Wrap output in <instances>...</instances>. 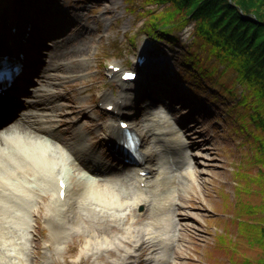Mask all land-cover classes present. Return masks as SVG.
Returning <instances> with one entry per match:
<instances>
[{"label": "rangeland", "instance_id": "rangeland-1", "mask_svg": "<svg viewBox=\"0 0 264 264\" xmlns=\"http://www.w3.org/2000/svg\"><path fill=\"white\" fill-rule=\"evenodd\" d=\"M132 2L134 4L127 7L128 3L124 0H37L36 3L31 0H0V22L4 14L10 13L13 18L9 20L17 19L16 25L30 19L34 23L33 27L37 29L48 25L47 33L57 32L52 37L45 36V31L36 36L32 33L26 36L30 61L36 60L39 43L49 45L48 49H41L43 55L40 59L45 61H35V69L39 70V74L35 78L36 82L34 80V85L37 86L33 92H53L54 97L47 101L45 100L48 97L44 95L41 109L45 106V110L50 108L59 112L58 124L63 132L70 130L68 125L75 119L76 124L82 127L85 138L90 139L92 146L110 159L113 156L104 143L106 139L103 135L111 115L100 108L102 105L98 100L104 92L112 91L113 101L114 96H118L120 82L105 76L104 65L107 61H115L130 68L137 49L144 46L143 50L153 56L154 61L145 63L139 69L142 73L140 83L130 82L131 99L122 113L134 117L142 128L148 107H165L185 136L187 153L191 155L190 164L194 172L190 188L186 187V191L181 194L176 192V198L181 202L180 211L189 213V216L180 214L182 224L178 226L176 221L172 225V228L177 226L178 231L174 237V245L167 252L168 264H228V256L235 252L229 245H222V240L226 241L228 236L234 234L230 222V205L234 197L233 169L241 163L246 144L239 143L240 137L235 136L232 131L229 132L230 135L227 134L223 120L218 118L219 111H222L220 105L216 108L211 105L200 107V94L180 85V77L173 76L179 64V49L175 46L170 48L164 41L158 43L154 40L153 45V40H149L140 30L144 16L135 7L143 3L141 0ZM34 6L37 9L31 13ZM146 6L148 8L153 5H145V8ZM42 9L45 11L42 12ZM52 22H55L56 27ZM191 26L190 22L175 32L182 44L191 38ZM3 32L0 27L1 37ZM129 36H132L131 40ZM0 41L3 42V39ZM50 60L54 63L47 71L45 64H49ZM167 72L171 75H167ZM44 75L47 78L44 79ZM235 86L239 88L237 83ZM69 134L67 132L63 137H69ZM166 151L171 155L176 154L169 148ZM111 168L109 174L98 177L106 179L108 186L118 188L121 184L118 179L124 178L131 172V168L116 161ZM59 171L60 175L66 173L68 177L71 176L70 180L89 173L83 167L78 170L72 159L64 161ZM182 178H177V184L185 182ZM125 181L127 184L128 180ZM47 188H39L44 195L41 201L38 200V207L33 214L35 222L28 233L26 248L20 253L21 261L14 263L8 257L0 255V264H107L106 260H117L118 253L112 256L102 251L100 257L97 253L92 254L86 245V229L89 226L79 218L75 220L76 228L69 231L67 237L57 244L59 248L49 244V225L43 217V201L49 196ZM150 199L152 201V197ZM143 210L136 207L133 209L134 218L128 215V221L118 220L117 223L128 225L135 219L138 221L136 227H144L149 210ZM83 212L93 217L87 208ZM106 229L110 237L121 234L116 229L110 231L108 224ZM170 234H174V231L171 230ZM142 251L141 264H149L152 248ZM235 251L238 252L237 249Z\"/></svg>", "mask_w": 264, "mask_h": 264}, {"label": "bare ground", "instance_id": "bare-ground-1", "mask_svg": "<svg viewBox=\"0 0 264 264\" xmlns=\"http://www.w3.org/2000/svg\"><path fill=\"white\" fill-rule=\"evenodd\" d=\"M9 15L6 13L3 18H9ZM130 90L129 85H120L119 94L122 96L114 97L113 101L117 113L128 105ZM44 95L52 98L55 94L47 91ZM111 97L109 92L104 94L103 99L109 100ZM47 110L49 112L38 111L32 122L33 131L23 128L0 138V255L14 263L21 261L20 253L26 248L28 233L35 222L33 214L38 200L41 201L44 195L39 188L47 186L49 196L43 201V217L49 225L47 241L53 247H58L57 244L67 237L66 234L76 228L75 220L79 218L89 226L86 229V245L92 254L97 253L100 257L102 251L112 256L118 253L119 258L106 260L107 264H141V252L149 248H152L150 264H168L167 252L174 245L178 231L177 226L172 228V225L176 221L178 226L182 224L180 214L189 216V213L180 211L181 202H178L176 192L181 194L186 187L190 188L194 176L189 163L191 155L187 153L188 146L177 122L172 120L165 108L151 107L146 111L144 126L136 133L142 156L140 163L147 168V175L140 177L137 167H134L128 183L119 176L121 184L116 188L108 186L106 180L96 176L97 169H106L105 163L94 155L89 157L93 149L89 147L90 141L85 138L82 127L71 125L73 140L67 144L56 130L59 112L50 108ZM104 135L114 141L119 136L118 129L113 124L107 125ZM168 148L176 154H168ZM97 154L102 155L100 150H97ZM68 157H72L90 174L85 173L74 180H70L71 176L68 177L66 173L61 175L66 182L62 201L58 183L62 177L58 168ZM85 157L96 167L88 166ZM183 166L185 168L179 172L178 167ZM178 172L185 182L177 184ZM140 179L144 181L143 186L139 185ZM149 197H152V201ZM137 205L149 210L144 227H136L138 221L135 219L128 225L117 223L118 220L128 221V215L134 218L133 209ZM85 208L93 214L92 218L83 212ZM71 212L73 214L70 215ZM107 224L110 231L116 229L121 234L110 237ZM171 230L174 231L172 235Z\"/></svg>", "mask_w": 264, "mask_h": 264}, {"label": "trees", "instance_id": "trees-1", "mask_svg": "<svg viewBox=\"0 0 264 264\" xmlns=\"http://www.w3.org/2000/svg\"><path fill=\"white\" fill-rule=\"evenodd\" d=\"M124 1L127 7L134 4ZM141 3L153 6L135 7L144 16L140 30L179 49L173 75L200 94V107L220 105L218 118L227 134L232 131L246 144L233 169L234 234L227 243L219 239L235 252L228 264H264V0ZM190 22L191 38L182 44L175 32Z\"/></svg>", "mask_w": 264, "mask_h": 264}, {"label": "snow or ice", "instance_id": "snow-or-ice-1", "mask_svg": "<svg viewBox=\"0 0 264 264\" xmlns=\"http://www.w3.org/2000/svg\"><path fill=\"white\" fill-rule=\"evenodd\" d=\"M3 74V69H0V75H2ZM132 75V73L131 72H125L124 73V76H131ZM61 194H63V193H61Z\"/></svg>", "mask_w": 264, "mask_h": 264}]
</instances>
